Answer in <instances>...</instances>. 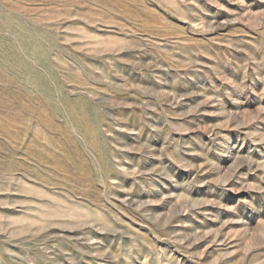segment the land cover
Segmentation results:
<instances>
[{"label":"rangeland","instance_id":"obj_1","mask_svg":"<svg viewBox=\"0 0 264 264\" xmlns=\"http://www.w3.org/2000/svg\"><path fill=\"white\" fill-rule=\"evenodd\" d=\"M0 264H264V0H0Z\"/></svg>","mask_w":264,"mask_h":264}]
</instances>
